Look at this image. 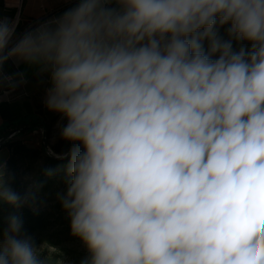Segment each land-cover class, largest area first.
I'll return each instance as SVG.
<instances>
[{
  "label": "clouds",
  "instance_id": "obj_1",
  "mask_svg": "<svg viewBox=\"0 0 264 264\" xmlns=\"http://www.w3.org/2000/svg\"><path fill=\"white\" fill-rule=\"evenodd\" d=\"M18 25L0 15V98L26 83L9 61L48 76L81 264H264V0H74ZM22 226L0 230V264H48Z\"/></svg>",
  "mask_w": 264,
  "mask_h": 264
},
{
  "label": "trees",
  "instance_id": "obj_2",
  "mask_svg": "<svg viewBox=\"0 0 264 264\" xmlns=\"http://www.w3.org/2000/svg\"><path fill=\"white\" fill-rule=\"evenodd\" d=\"M18 34L19 31H17ZM58 119L59 114L51 116L42 124L32 126L27 123L26 118H23L16 120L13 124L3 122L0 126V151L5 149L7 152L6 159L3 162L6 186L17 192L21 197L24 195L25 183L23 179L25 175H33V179H35L41 190L48 189L49 186L60 179L66 180L68 153L76 145L61 137V129L66 122L63 123L55 144L49 148L51 154L43 146L41 148L32 147L20 139H9L8 129L17 128L18 130V128L25 126L28 127V132H32L40 128L41 132H43L44 140L48 141ZM49 172H51L50 175L47 174ZM11 215H18L22 219V232L27 235L41 231L46 225V219L43 214L34 213L26 209L18 212L6 202H0V230L7 228L8 218Z\"/></svg>",
  "mask_w": 264,
  "mask_h": 264
},
{
  "label": "crops",
  "instance_id": "obj_3",
  "mask_svg": "<svg viewBox=\"0 0 264 264\" xmlns=\"http://www.w3.org/2000/svg\"><path fill=\"white\" fill-rule=\"evenodd\" d=\"M74 6V0H21L19 7L10 5L7 0H0V15L8 18L16 17L19 14V35L26 30L36 27L38 24L61 15L65 10ZM4 71L6 74L23 73L26 83L17 87L14 91L5 93L0 98V126L3 122L13 124L16 120L26 118L27 123L32 126L42 124L48 118L59 113L49 111L45 107L46 90L49 87V79L46 74L41 75L35 67L25 64H17L9 61ZM6 120V121H5ZM11 126V125H10ZM28 127L9 128V139H20L28 146L33 145L31 141L34 135L40 133V128L32 132L27 131ZM27 141H30L27 143ZM42 141V139H41ZM37 146V143H34ZM32 146V147H35ZM6 156L5 149L3 152ZM3 163V161H2Z\"/></svg>",
  "mask_w": 264,
  "mask_h": 264
},
{
  "label": "rangeland",
  "instance_id": "obj_4",
  "mask_svg": "<svg viewBox=\"0 0 264 264\" xmlns=\"http://www.w3.org/2000/svg\"><path fill=\"white\" fill-rule=\"evenodd\" d=\"M226 29L227 26L219 28V33L224 39H228ZM239 46L234 41V47L238 48ZM205 47H207V41H205ZM65 122L59 114V119L51 131L50 138L48 141L45 140L48 148L55 144L60 129ZM32 139L36 141H27V143L33 144L31 146H35L34 143L38 144L35 146L37 148L43 146V132L40 131ZM3 153L4 151L0 152V162H4L6 159ZM23 182L25 183V189L21 198L26 199V202L20 208H14L18 212L26 209L45 216V227L29 236L32 238L34 245L41 250L43 258L48 261V264H81V261L89 258V252L83 241L73 235L70 220L60 202L59 197L66 192V180L60 179L45 190H41L36 184L33 175H25Z\"/></svg>",
  "mask_w": 264,
  "mask_h": 264
},
{
  "label": "water",
  "instance_id": "obj_5",
  "mask_svg": "<svg viewBox=\"0 0 264 264\" xmlns=\"http://www.w3.org/2000/svg\"><path fill=\"white\" fill-rule=\"evenodd\" d=\"M43 148L48 152V153H50L51 151L49 150V148H48V146H47V144H46V142H45V140L43 139ZM48 149V150H47ZM51 154V153H50Z\"/></svg>",
  "mask_w": 264,
  "mask_h": 264
}]
</instances>
